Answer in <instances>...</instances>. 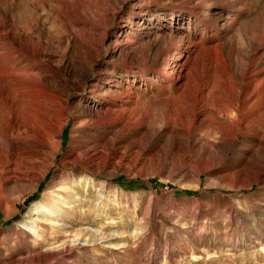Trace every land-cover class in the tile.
Here are the masks:
<instances>
[{
    "label": "rangeland",
    "instance_id": "1",
    "mask_svg": "<svg viewBox=\"0 0 264 264\" xmlns=\"http://www.w3.org/2000/svg\"><path fill=\"white\" fill-rule=\"evenodd\" d=\"M262 79L264 0H0V264H264Z\"/></svg>",
    "mask_w": 264,
    "mask_h": 264
},
{
    "label": "bare ground",
    "instance_id": "2",
    "mask_svg": "<svg viewBox=\"0 0 264 264\" xmlns=\"http://www.w3.org/2000/svg\"><path fill=\"white\" fill-rule=\"evenodd\" d=\"M177 57V56H176ZM179 58L177 57L176 58V60H178ZM174 60V59H173ZM260 67V66H259ZM258 67V68H259ZM261 70V69H260ZM257 71V70H256ZM180 72V71H179ZM260 73V72H259ZM179 75V74H178ZM259 75H257V77H258ZM255 77V76H254ZM260 77V76H259ZM179 78V77H178ZM254 79V78H253ZM257 79V78H256ZM250 80H251V78H250ZM257 81V80H256ZM260 81V80H259ZM264 81V79H262L260 82H259V84H262V82ZM255 84H257V83H255ZM258 85V84H257ZM258 87V86H257ZM256 88V85L253 87V90ZM259 89H260V87H259ZM258 90V89H257ZM252 94V93H251ZM254 94V93H253ZM249 97H251L250 96V94H249ZM253 97V96H252ZM260 98H264V93H263V89H261V90H259V93L258 94H256V97L254 98V100L252 101V103H251V106L252 107H255V105L258 103V100L260 99ZM248 100V97L246 98V97H244L243 98V100H242V103L244 102V101H247ZM264 101V100H263ZM261 102H262V100H261ZM205 105V104H204ZM259 105V104H258ZM233 109V108H232ZM247 112V111H246ZM230 115H232L231 113H230ZM241 115V114H240ZM232 116H234V115H232ZM14 118V117H13ZM231 118V117H230ZM68 119L69 118H65V121L64 122H61L60 124H59V126L56 128V129H54V125L51 123V122H48V123H46L47 125H46V127H45V132H44V135L46 136V138H52L54 141H55V143H56V147H57V149L60 147V145H61V135H62V132H63V127L65 126V124L68 122ZM256 119H259L258 117L256 118ZM11 120V119H10ZM17 120V119H16ZM12 121V120H11ZM238 122H239V119H237L236 120V127H237V124H238ZM13 123V122H12ZM244 123V122H243ZM240 125V124H239ZM19 126V125H18ZM18 126H16V127H18ZM246 126V125H245ZM12 127H15V125L14 126H12ZM19 129V128H18ZM8 131H10L9 130V128H8ZM234 131V130H233ZM223 132H224V130H223ZM231 133V132H230ZM235 133L236 132H234L229 138H228V140H226L225 141V143H223V145L221 146V148H226L227 150H229V145L230 144H232V142L234 141V139H235ZM239 133V132H238ZM240 133H241V130H240ZM10 134H13V130L10 132ZM223 133H220V135H222ZM246 134V133H245ZM239 135V134H238ZM248 135V134H247ZM255 136V135H254ZM222 137V136H221ZM264 137V136H263ZM44 138V137H43ZM253 139V138H252ZM46 140V139H45ZM224 142V141H223ZM249 146V145H248ZM253 146V145H252ZM255 146V145H254ZM231 148V147H230ZM247 148H249V147H247ZM260 148V146H258V149ZM217 149V148H216ZM260 150H261V148H260ZM8 151H5V153H7ZM4 152H3V150L0 148V160L4 157V154H5ZM246 153H248V151L246 152ZM252 154H254V153H252ZM252 154H250V156L252 155ZM244 157H245V155H243ZM244 160V159H243ZM249 161V160H248ZM241 162H243V161H241ZM238 164V163H237ZM248 164L249 163H243V166L245 167V166H248ZM264 168V167H263ZM64 202L65 203H69V199L67 198V199H65L64 200ZM59 211V213H61L62 212V214H64V212L66 211V209H65V207H62V208H60V209H58ZM63 219V218H62ZM34 225V224H33ZM46 259V257H43L42 258V260H45ZM37 260L38 261H41V259H38L37 258Z\"/></svg>",
    "mask_w": 264,
    "mask_h": 264
}]
</instances>
